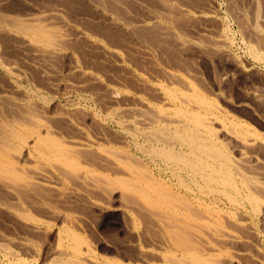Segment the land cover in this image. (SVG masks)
Instances as JSON below:
<instances>
[{"label":"bare ground","instance_id":"1","mask_svg":"<svg viewBox=\"0 0 264 264\" xmlns=\"http://www.w3.org/2000/svg\"><path fill=\"white\" fill-rule=\"evenodd\" d=\"M17 1L18 0H0V12L8 11L11 13L10 11H20L22 8L24 9H22L21 12L23 10L28 11L27 13H30L29 11H31V13L33 12V14L28 16L22 12L23 15L27 16L24 19H20L19 15H14L15 17H19L17 19H12L0 14V76L5 78L6 88L11 90L16 89L17 91L13 78L25 79L24 81L27 82L26 76L30 73L27 72L26 68L31 67L32 70L43 73L41 67H44L45 63L51 62L57 58L63 59L62 57H64V59L67 58L69 61H74L71 62V64L69 63L71 66L68 65L71 74H82L80 77H85L94 83L101 84L100 80L95 76L96 74L93 75L92 72L86 70L84 71L85 73H80V67L78 66L76 57L80 55L79 47L81 49L83 45L92 47L96 52L99 51L102 56L114 60L119 66L123 62L124 57L122 58L123 53L121 54L120 52L121 48H108L103 44L104 42L102 43L99 40V38L105 40L103 37H106L109 41L112 39H109L108 36L104 34L105 32L103 30L104 35L101 36L97 32L89 30V27L86 28L85 25L77 24L81 27L79 28L76 25H70L69 22L71 20H69V22L64 20L66 19V16L63 18V14L66 13L64 9L68 8V6H71L70 9H73L71 11H75L78 17L91 14L94 16L93 19L103 21L104 24L108 25L111 29H118L127 35L131 34L132 31L134 32V30L146 31L142 36L143 44L146 42L144 38L155 35L153 39L156 37L165 39L169 45L171 44L170 47L175 46L181 51L183 50V52L191 48V51L188 50L190 53L193 49L195 55H197L196 53L198 52V55L205 60H208L210 57L204 55L205 51L210 52V54H215L218 57L220 56L219 59H221V57L231 58L226 51L227 42L220 34L222 29L219 30L220 27L218 28V26L215 28H212V26H204L207 23H209V25H218L219 21L216 16V8L209 0H21V2H23L22 5L21 2L18 1L20 3L18 4ZM227 1L230 5L226 6L228 8L231 7L230 11L234 15V18L239 21L240 28L242 27L246 30L249 37L255 41L254 43L256 46L253 45L254 47H249L250 40L247 42L250 48L249 53L251 52L250 54H252L250 56H253L252 60L254 59V61L264 64V0H226V2ZM14 2H17L19 5L17 9L15 6L16 3L14 5ZM146 4H148V6ZM131 6L138 7V10L145 12L143 16H145V14L146 16L140 19L134 18L131 14L133 10ZM130 7L132 9L131 12ZM6 14L8 13L6 12ZM11 14L13 15V13ZM67 14L69 15V13ZM138 16L140 17L141 15ZM181 19L189 24L191 22L202 23L200 27L195 30V32L193 30V32L197 36L206 39L208 44L206 42L203 46L198 40L188 41L183 39L181 35L184 34H181L179 30L185 32V29L188 27H184V30L180 29L186 26L182 24H186V22H183ZM78 20L81 21L82 18H77V22H79ZM179 20H181L182 23ZM74 23H76V21ZM83 24L85 23L83 22ZM197 25L199 26V24ZM193 32L191 31L192 35ZM139 33H141V31ZM188 34L189 32L187 35ZM116 35L118 36V34ZM132 35L130 36L132 37ZM244 35H246V33H244ZM136 37L138 36L136 35ZM185 38L187 37L185 36ZM245 39L247 40L248 38ZM134 41L137 42V39L135 38ZM159 42L160 41H157V43ZM164 42H161L159 45L162 46ZM230 42L231 41H229V43ZM252 42L253 41H251V43ZM145 44L149 43L147 42ZM154 44H156V42ZM112 45H114V43H112ZM159 45H157V48H159ZM120 46H122V44ZM132 46L130 47L132 48ZM166 47L168 48L169 46L166 45ZM10 48L20 53L22 56L21 59L17 60L9 57L6 50L8 51ZM127 49L125 48L122 51ZM95 50H93V52ZM142 50L144 49L140 51ZM148 50H152V48ZM8 52L11 53L10 51ZM125 52L127 53V51ZM146 52L148 51L146 50ZM249 53L247 52V54ZM135 54L137 53H134V55ZM126 55H128V53ZM178 55L180 56V53ZM143 56L141 57L143 58ZM156 57H154V59ZM81 58H84V56ZM128 58L127 61H129ZM215 58L219 60L217 57ZM148 59L149 57L147 61ZM154 59H151V63L157 66V62ZM171 59L174 60V57ZM6 60L13 62L11 63ZM181 60L182 59H180V61ZM187 61L188 60H186V62ZM231 61H233V58H231ZM39 62H42L41 65L38 64ZM233 62V64L237 65L235 61ZM124 63L126 64L127 62ZM148 63H150V61ZM209 63L211 66V62ZM140 65L143 69L144 65ZM166 65L168 64L166 63ZM160 68H162V65ZM163 69L164 68H162V75L167 79L165 82L167 83L169 80L175 83L177 82L178 84L175 86L180 85L186 92H181L175 88H173V90H164V88L156 82L155 85H150L143 77L145 75L139 77V83H141L143 88L147 89L146 92H148V90L149 92L150 90L154 92L153 95L158 99V104L155 107L148 104L149 102L145 103L144 100H140L142 97L140 99L137 98L138 100H136L135 97L134 99L136 101L133 99V104L130 107L127 106V109L116 110L117 107H111L113 111L115 109L113 113L112 111L110 112V110L108 111L112 113V117L116 116L118 119L121 115H126L128 120L126 119L127 123L123 121V124L126 123L129 127H132V131L129 132V135H131L130 138L132 139H130L131 141L129 142L122 140V144L124 145L121 150L115 149L116 146L115 148L113 147V143L115 142L114 139H99L100 137H97L98 139H74L73 137L60 139L63 128L71 133L73 131L81 133L82 130L77 127L78 125L74 124V120H72L73 123L68 119L70 116L66 117V115L64 117L65 112L64 114L61 111L59 113L57 112L55 116L56 120L53 122L54 125L52 123L48 125L46 118V124L42 123L44 121L41 122V120L44 119L40 121L34 120L38 117L36 114V117H34L35 115L33 113H37L38 109H35L37 112H30L33 115L31 114L30 117L27 116L29 119L22 114V116H24L23 120L22 118H14L13 121L10 119L12 121L11 123H9L10 120L1 117L4 119L3 121H9L7 124H5V122L0 123V204L2 205L1 207H3L2 210L5 211V213H9L7 215L12 214L11 216L20 220L21 224L23 223L26 228H29L27 230L36 232V234L42 233V227L40 226H44V229H42L45 230V227H49V225L47 222L42 221V219H36V216L34 217L29 210L38 211L41 214L47 215L48 219L49 217L53 218V223L54 221L60 222L59 225H61V227L55 232L57 233L55 234L56 244L54 243L56 247H53L55 248L53 251L55 257L53 256V258H56L54 260L56 263V260H58L57 258L63 257V260H61L62 262L60 261L61 264H264V136L255 129H252V127L250 128L246 123L242 124L232 117L229 118L227 113L225 114L221 111L218 104L216 105L211 100L209 101L202 95L203 93L201 94L196 89L195 85L193 86L191 84L193 81L191 82L189 79L188 82V78L185 76V78H182L183 76L179 74L178 76L176 74L180 73L177 71L178 68L175 73L170 72L171 70L166 71L167 68ZM122 70L125 69H121L120 71L122 72ZM127 70L124 72H127ZM154 71L157 72L155 69ZM47 72L48 71H46V73ZM70 72L68 74H70ZM47 76L45 77L44 75L43 77L48 80ZM34 78L36 77L34 76ZM162 78L163 77H161V80ZM30 79L33 80L32 77ZM50 79L52 81L54 80L51 76ZM158 80L160 82V79ZM52 81L51 83H54ZM58 82L59 80L55 82L56 86L59 85H57ZM87 82L86 80V83ZM49 83L47 86L48 88ZM44 86L46 88V85ZM44 86L42 88H44ZM110 90V94L108 93L110 95V101L112 104H115L118 102L119 97L116 96L115 92H112L114 90ZM41 95L42 94H40V96ZM130 97H132V95ZM151 97L154 98L153 96ZM252 97L254 96L252 95ZM38 98L40 97L38 96ZM11 99L9 97L10 102L13 101ZM22 99L23 101L25 100L21 97L20 100ZM50 99H52V97ZM50 99L48 101H51ZM6 100L9 101L8 99ZM17 101L19 102V98ZM17 101L14 102V104L17 103ZM28 103L31 104V102ZM11 104H13V102ZM24 104L25 103L20 104V107ZM30 104H28L29 106L27 109L34 105ZM115 105H117V103ZM2 106L0 105V109ZM240 107L246 106L240 105L239 108ZM8 108L13 112L10 106ZM12 108H14V106ZM5 109H7V107H5ZM23 109H19L21 113H25L24 111L26 110L27 115H30L27 109L24 111ZM46 109L47 108L44 110ZM52 112L53 111H51V113ZM5 113L3 112L0 114L4 115ZM78 113L80 114V112ZM8 114L10 115V112ZM53 114H51V116ZM39 115L42 118L41 113L38 114V116ZM11 116L9 118H11ZM19 116L21 117L20 113ZM83 116L86 115L83 114ZM15 117L18 116L16 115ZM31 117H34V119ZM45 117H47V115ZM109 117H111L110 114ZM26 118L27 121H24ZM52 118L50 117V121ZM91 119L93 118L91 117ZM28 120L32 122L27 123L29 122ZM111 120L113 119H110V121ZM95 123L97 122L95 121ZM97 125H101L102 127L103 124L99 123ZM59 127L61 128L58 129ZM57 131H59V133ZM220 137L222 139H220ZM131 145L134 148L133 153H131L132 151L130 152L129 149ZM148 162L151 163V165ZM31 198L35 199V201L33 200L34 202L40 203L39 205L33 203V206L39 207L35 209L27 205L28 209L22 208L21 206H23L25 202L27 203L29 199L32 204L33 201ZM10 200L13 202L8 203ZM52 201L55 205H52ZM61 202L71 204L76 208L75 211L80 214L82 211L91 212L92 214H102L106 211L120 212L121 222H123L127 234L125 235V240L122 241V247L120 244L121 240L119 242L117 240L114 244L115 246L120 244V247L115 249L118 258L111 260L107 259V257L111 255H107L106 259L100 258L94 246L98 241L94 240L91 236L85 235L86 231L89 233L90 231L86 227L83 228L84 222L81 216L80 221V218L76 215V217L71 219L69 216L62 214L60 211ZM66 212H68L67 209ZM68 214H70V212ZM73 216L74 215H72V217ZM80 225H82L81 229L78 228ZM78 229L82 234L77 231ZM46 230L50 229L48 228ZM89 235L92 234L90 233ZM4 243H6L5 240ZM4 243L0 244V255L2 254L6 259L15 257L16 250L14 253L11 250L12 246L9 245L11 247L9 248L7 245L8 243ZM18 248H20V246ZM26 253L28 252L26 251ZM17 254H19V252ZM22 260L20 263H27V261ZM50 262L51 260L49 264H51ZM55 262L54 264H56ZM60 262L58 263L60 264Z\"/></svg>","mask_w":264,"mask_h":264},{"label":"rangeland","instance_id":"2","mask_svg":"<svg viewBox=\"0 0 264 264\" xmlns=\"http://www.w3.org/2000/svg\"><path fill=\"white\" fill-rule=\"evenodd\" d=\"M19 2H21V0H18ZM17 1V2H18ZM208 1V0H206ZM211 3H213V5L215 6V11H217V20L218 21V25L217 24H210L207 23L205 24L204 26H212V28H215L218 26L219 30H221L220 34L223 36L224 40L227 42V47H226V51L228 52V54L230 55L229 57L233 58V61H235L237 63L236 64H233L234 62L231 61V58H220V56L218 57L217 55L215 54H210V52H207L205 51L204 55H208L210 56L208 58V60H205L203 59L202 57H200V55H198V52L196 53L197 55H195V51L192 49V52L190 53L189 51H191V48L190 50L187 49L186 52H183V50L181 51L180 49L176 48L175 46H171L169 45V43L167 41H165V39H160L158 37H156L155 39H153L155 37L154 36H150L149 38H144V41L146 40L145 43H149V44H143L142 43V36L144 35L143 33L146 32V31H143L142 30H134V32L132 31L131 34L127 35L125 34L124 32L122 31H119L118 29L117 30V33H116V30L115 29H111L108 25L104 24L103 21H100V20H96V19H93V15L91 14H88L87 16H82V17H78L76 15V12L75 11H71L73 9H70L71 6H68V8H65L64 12H66L65 14H63V18L65 17L67 22H69V20H71L69 22V24L71 25H76L77 27L81 28L79 25L77 24H81V25H85L86 28H88L89 30H92L93 32H97L98 34H100L101 36L106 34V36H108V38H112L110 39V42L106 37H103L105 38L101 40V38H99V40L108 48H112L115 47V48H118L120 49V52L122 54V58L124 59L123 60V64L121 63L120 66L118 64H116V62L114 60H111L110 58H106L104 56H102L101 53H99V51L96 52L95 49H92V47H89V46H81L83 48L80 49L79 47V53L80 55L77 58V63H78V66L80 67V73L84 72L85 70L88 71V72H92L93 75H95L101 82L100 83H94L93 81H90L88 80L87 78H83V77H80L82 76V74H71V72L69 71V66H71V62H74V61H69L67 58L64 59V57H62L63 59H55L51 62H47L44 64V67H41V69L43 70V73H39V71L37 70H32L31 67L29 68H26L27 72L30 73L29 75L26 76V81L29 82H25L24 80L25 79H17V78H13V81L15 82L16 84V87H17V91L16 89L15 90H11V89H8L6 88V84H5V78H2V76H0V105L2 106V108L0 109V113H5L4 115L3 114H0V123H4L7 119L8 120H12L14 118H22L23 120V117L24 116H28L30 117L31 114L33 112H37V110L35 109H38V114L41 113V116L42 118L40 117V115L38 116L37 113H33L34 115L36 114L38 118L34 119V117H36V115L34 117H31L33 118L34 120H41V119H44V120H41L44 121L42 123L50 125V123H52L54 125V121L56 120V114L57 112L59 113L60 111L64 114V117H69L68 119H70L71 121L74 120V124L78 125L77 127H79L81 130V133H77V131H73L72 133L71 132H68V130H66L65 128H63V132L61 133V138L60 139H68V138H71L73 137L74 139H78V138H84V139H114V143H113V147L116 148L117 150H121L123 148V145L122 144V140L123 141H131L130 138L131 135H129V132L132 131V127H129V125H127V116L126 115H121V117L119 118H122V119H117L116 116H113L112 117V113L115 111L112 110L111 107L114 106V108L117 109H127L128 107H130L132 104H133V99L136 97V100L141 99L140 100H144L145 103H148L152 106H157L158 104V99L155 97L154 92L150 90H148V92H146V88H143V86H141V83H139L140 81L138 80L139 77L143 76L147 82L150 84V85H155L156 83L161 85L162 88H164V90H173V88H175L176 90H179L181 92H186V90L181 87L180 85H177L175 86L176 84H178L177 82L175 83L174 81H168L167 83L165 82L167 79H165V77L162 75V68H167L166 71H170V72H173L175 73L177 68H178V72L180 73H176L177 75L179 74L180 76L182 75L183 77L182 78H188L187 81L189 82V79L190 82L193 86L195 85L196 89L205 97L207 98L209 101L211 100L212 102H214L216 105L218 104V107L221 109L222 112H224L225 114L227 113V116L229 118H233L235 119L237 122H240V123H246L250 128L252 127V129H255L256 131H258L262 136H264V64L260 63V62H257V61H254V59L252 60L253 56L251 57L249 53L250 51V48L249 47H254L256 46V44L254 43L255 41L249 37V35L247 34L246 30H244L242 27L240 28V23L238 20H236V18H234V15L232 14V12L230 11L231 7L228 8L226 5H230L228 3V1L226 2V0H209ZM14 2V5L16 3V9H17V6H19L18 4H20L18 2ZM226 2V3H225ZM23 2H21V5H22ZM228 3V4H227ZM219 4V5H218ZM148 6V4H146ZM22 7V6H21ZM132 7V9H131ZM130 7V12L131 14L134 16V18H144L146 16H143L145 12H142L141 10H138L139 8L137 7H134V6H131ZM151 8V7H150ZM227 8V9H226ZM24 9V8H22ZM15 10L14 11H10L11 13H13V15L11 13H9L8 11H6L8 14H6L5 11H1L0 14L1 15H5V16H8L12 19H17L19 16H20V19L21 18H25L27 17L28 15L30 14H33V12L31 13V11H29L30 13H27L28 11L26 10H23L22 12H24L25 15H23V13L21 12V10ZM68 9V10H67ZM137 9V10H136ZM226 9V10H225ZM136 10V11H135ZM135 11V12H134ZM140 11V12H139ZM21 12V13H20ZM17 13V14H16ZM69 13V15L67 14ZM137 13V14H136ZM141 13V14H140ZM72 14V15H71ZM74 14V16H73ZM14 15H19L18 17H15ZM68 15V16H67ZM91 15V16H90ZM131 15V16H132ZM137 15V16H136ZM138 15H141L140 17ZM23 16V17H21ZM76 16V17H75ZM132 16V17H133ZM233 16V17H232ZM69 17V18H67ZM92 17V18H91ZM72 18V19H71ZM77 18H82L81 21L77 22ZM75 19V20H73ZM85 20V21H84ZM97 22H96V21ZM182 20V19H181ZM179 20L181 23L182 21L183 22H186L185 20ZM76 21V23H74ZM89 21V22H88ZM93 21V22H92ZM95 21V23H94ZM83 22L85 24H83ZM88 22V24H87ZM101 22V23H99ZM103 23V24H102ZM192 23V25H191ZM190 24L186 22L185 23H182L183 25H186V26H183V28H180L182 30H184V27L187 28L185 29L186 31H181L179 30V32H181V34L183 33L184 35H181L183 39H186L188 41H200L203 46L206 44H208V41H206V39L204 38H201L199 36H197L194 32L195 30H197L199 27H200V24L202 23H193L191 22ZM96 24V25H95ZM196 24V25H194ZM199 24V26L197 25ZM221 26H220V25ZM90 25V26H89ZM191 25V26H190ZM216 25V26H215ZM239 25V27H238ZM101 26V27H100ZM106 26V27H105ZM198 26V27H197ZM93 27V28H92ZM98 29H96V28ZM203 27V26H202ZM191 28V29H189ZM194 28V29H193ZM196 28V29H195ZM240 28V29H238ZM105 29V30H104ZM189 29V30H188ZM105 32H103V31ZM107 30V31H106ZM115 30V31H114ZM194 30V32H193ZM240 30V31H239ZM243 30V31H242ZM141 31V33H139ZM191 31L193 32V35L191 33ZM245 31V32H244ZM136 32V34H135ZM189 32V34L187 35V33ZM225 32V33H224ZM104 33V34H103ZM113 35H112V34ZM118 34V36L116 34ZM134 33V34H133ZM231 33V34H230ZM243 33V34H242ZM244 33H246V35H244ZM133 34V35H132ZM186 34V35H185ZM113 37H112V36ZM124 35V36H123ZM132 35V37L130 36ZM136 35L138 37H136ZM191 37H190V36ZM196 35V36H195ZM248 35V36H247ZM139 36H140V39H139ZM185 36L188 38H185ZM214 36V34H213ZM226 36V37H225ZM247 36V37H246ZM119 37V38H118ZM130 37V38H129ZM152 37V38H151ZM248 38L247 40L245 38ZM135 38L137 39V42L134 41ZM159 40H158V39ZM197 38V39H196ZM228 38V39H227ZM123 42H122V40ZM148 39V40H147ZM194 39V40H192ZM231 39V40H230ZM118 40V41H117ZM131 40V41H130ZM150 40V42H149ZM155 40V41H153ZM165 42H164V41ZM203 40V42H202ZM205 40V41H204ZM231 41L229 43V41ZM250 40V46H249V42ZM140 41V42H139ZM157 41H160L159 43H157ZM251 41H253L251 43ZM156 42L157 45L161 44V42H164L162 43L163 45H159V48H157L158 46L156 44H154ZM233 42V43H232ZM109 43V44H108ZM112 43H114V45H112ZM127 43V44H126ZM139 43V44H137ZM152 43V44H150ZM257 43V41H256ZM122 44V46H120ZM168 45L169 47L167 48L166 45ZM79 45V43H78ZM126 45V46H125ZM129 45V46H128ZM133 45V46H132ZM137 47H135V46ZM139 45V46H138ZM150 45V47H149ZM165 45V46H164ZM232 45V46H231ZM254 45V46H253ZM128 46V47H127ZM132 46V48L130 47ZM152 46V47H151ZM249 46V47H248ZM85 47V48H84ZM149 47V48H148ZM166 47V48H165ZM175 47V49H174ZM247 47V48H246ZM87 48V49H86ZM127 49L125 51H127L128 55H126L127 53L125 51H122L124 49ZM130 48V49H129ZM152 48V50H148ZM157 48V49H156ZM164 48V49H163ZM8 49V48H7ZM10 48L8 51H10L11 53H9L7 50H6V53L9 57L11 58H15V59H21V54L18 53L16 50ZM84 49V50H83ZM132 49V50H131ZM135 49V51H134ZM141 49H144L142 51H140ZM163 49V50H161ZM170 49V50H169ZM174 49V50H173ZM178 49V50H177ZM249 49V50H248ZM90 50V51H89ZM93 50H95L93 52ZM146 50L148 52H146ZM173 50V51H172ZM177 50V51H176ZM189 50V51H188ZM248 50V51H247ZM16 51V52H14ZM89 51V52H88ZM130 51V52H129ZM144 51V52H143ZM167 51V52H166ZM172 51V52H171ZM185 51V50H184ZM83 52V53H82ZM132 52V53H131ZM140 54H139V53ZM152 52H153V55H152ZM157 52V53H156ZM164 52V54H163ZM166 52V54H165ZM174 52V53H173ZM177 52V54H176ZM247 52L249 54H247ZM96 53V54H95ZM134 53H137L134 55ZM151 53V54H150ZM169 53V54H168ZM174 55H173V54ZM180 53V56L178 55ZM193 53V54H192ZM209 53V54H207ZM83 54V55H82ZM86 54V55H85ZM99 54V55H98ZM147 54V55H146ZM150 54V55H148ZM172 54V55H171ZM188 56H187V55ZM12 55V56H10ZM18 55V56H17ZM84 56V58H81L82 56ZM92 55V56H91ZM126 55V56H124ZM130 55V56H129ZM138 55V56H136ZM143 56V58L141 56ZM152 55V56H151ZM159 55V57H158ZM192 57H190V56ZM87 56V57H86ZM99 56V57H98ZM131 58L129 59L128 58ZM157 56V57H156ZM184 58H183V57ZM198 58H197V57ZM207 56V57H208ZM217 57L219 60H217L215 57ZM18 57V58H16ZM20 57V58H19ZM80 57V59H79ZM89 57V58H88ZM97 57V58H96ZM129 61H127V58ZM140 57V58H138ZM149 57L148 61H147V58ZM153 57V58H152ZM154 57H156L154 59ZM162 57V58H160ZM168 57V58H166ZM174 57V60L171 59ZM187 57V58H186ZM205 57V56H204ZM86 58V59H85ZM93 58V59H92ZM145 58V60H144ZM190 58V59H188ZM201 58V59H200ZM206 58V57H205ZM213 58V59H212ZM215 58V59H214ZM79 59V60H78ZM126 59V60H125ZM141 59V61H140ZM151 59L155 60L157 63V66H155L154 64L151 63ZM168 61L166 62L165 61ZM170 59V60H169ZM180 59H182L180 61ZM188 60L186 62V60ZM225 61H224V60ZM227 59V60H226ZM110 60V61H109ZM144 63H143V61ZM161 62L163 61V63H159L158 62ZM161 60V61H160ZM217 60V61H216ZM229 60V62H228ZM8 62H13V61H10V60H6ZM55 61V62H54ZM84 61V62H83ZM86 61V62H85ZM96 61V63H95ZM150 61V63H148ZM165 61V62H164ZM170 61V63H169ZM175 61V63H174ZM177 61V62H176ZM190 61V62H189ZM204 61V62H203ZM213 61V62H212ZM223 61V62H222ZM113 62H114V65H113ZM124 62H127L126 64ZM172 62V63H171ZM197 62V63H196ZM211 62V66H210V63ZM42 62H39L38 64L41 65ZM53 63V64H52ZM70 63V64H69ZM166 63L168 65H166ZM179 63V64H178ZM187 63V64H186ZM194 63V64H193ZM213 63V64H212ZM49 64V65H48ZM95 64V65H94ZM125 64V65H124ZM138 64V65H137ZM144 65L143 66V69L141 68V65ZM149 64V65H147ZM190 64H193V65H190ZM52 65V66H50ZM69 65V66H68ZM85 65V66H84ZM116 65V66H115ZM132 65V66H131ZM136 65V66H135ZM147 67H146V66ZM152 65V66H151ZM154 65V66H153ZM162 65V68H160ZM168 66V67H165V66ZM36 66H39V65H36ZM47 66V67H45ZM61 66V67H60ZM101 66V67H100ZM115 66V67H114ZM119 68H118V67ZM124 66V67H123ZM160 66V67H159ZM179 66V67H178ZM194 66V67H193ZM213 66V67H212ZM40 67V66H39ZM53 70H52V68ZM152 67V68H151ZM154 67V68H153ZM159 67V68H156ZM171 67V69H170ZM173 67V68H172ZM183 67H186V68H183ZM45 68V69H44ZM48 70H47V69ZM68 68V69H67ZM91 68V69H90ZM138 68V69H137ZM190 68V69H189ZM197 68V69H196ZM212 68V69H211ZM50 69V71H49ZM121 69H125L127 70V72H124L125 70H122V72L120 71ZM135 69V70H134ZM154 69L157 71L155 72ZM161 71H160V70ZM163 69V70H164ZM184 69V71H183ZM186 69V70H185ZM56 70V71H55ZM113 70V71H112ZM151 70V71H150ZM174 70V71H172ZM241 70V71H240ZM46 71L49 72V75L51 76V78H53L54 80L52 81L50 79V76L48 75V72L46 73ZM62 71V72H61ZM70 74H68L69 72ZM33 72V73H32ZM57 72V73H56ZM122 74H121V73ZM149 72V73H147ZM183 72H186V73H183ZM190 72V73H188ZM196 72V73H195ZM85 73V72H84ZM128 75H127V74ZM130 73V74H129ZM139 73V74H138ZM141 73V75H140ZM146 73V74H145ZM151 73V75H150ZM159 73V75H158ZM161 73V74H160ZM38 74V75H37ZM56 74V75H55ZM185 74V75H184ZM45 75V77L47 76L48 80L43 77ZM59 75V76H58ZM123 75V76H122ZM125 75V76H124ZM127 75V76H126ZM149 75V76H148ZM158 75V76H157ZM161 75V76H160ZM178 75V76H179ZM187 75V76H186ZM189 75V76H188ZM30 76V77H29ZM34 76L36 78H34ZM42 76V77H40ZM148 76V77H147ZM160 76V77H159ZM185 76V77H184ZM192 76V77H190ZM194 76V77H193ZM32 77L33 80H31L30 78ZM119 77V78H118ZM135 77H138V78H135ZM147 77V78H146ZM150 77V78H149ZM155 77V78H154ZM161 77L162 80H161ZM215 77V78H214ZM42 78V79H41ZM83 78V79H82ZM132 78V79H131ZM4 79V81H3ZM40 81H38V80ZM44 79V80H43ZM50 79V80H49ZM80 79V80H79ZM115 79V80H114ZM155 79V81H154ZM157 79V80H156ZM160 79V82L159 80ZM197 79V80H195ZM199 79V80H198ZM219 79V80H218ZM223 79V80H222ZM31 80V81H30ZM42 80V81H41ZM61 82V83H57L58 86H56L55 82L58 81ZM65 80V81H64ZM85 80V81H83ZM86 80L88 81L86 83ZM118 82H117V81ZM3 81V82H2ZM35 81V82H34ZM47 83H46V82ZM54 82V83H51ZM137 84H136V82ZM163 81V82H162ZM31 82V83H30ZM50 82V83H49ZM85 84H83V83ZM90 82V83H89ZM93 82V83H92ZM127 82V83H126ZM156 82V83H155ZM159 82V83H158ZM217 82V83H216ZM250 82V83H249ZM41 85H39V84ZM46 83V84H45ZM48 83H49V88L47 87L48 86ZM64 83V84H63ZM70 83V84H69ZM79 83V85H78ZM140 84V87H139V84ZM164 83V84H163ZM171 83V84H170ZM173 83V84H172ZM200 83V85H199ZM219 83V85H218ZM3 84V85H2ZM33 84V85H32ZM36 84V85H35ZM51 84V86H50ZM63 84V85H62ZM68 84V85H67ZM116 84V85H115ZM133 84V85H131ZM163 84V85H162ZM18 85V86H17ZM28 85V86H27ZM35 85V86H34ZM39 85V86H38ZM46 85V88L45 86ZM54 85V86H53ZM70 85V86H69ZM73 85V86H72ZM77 85V86H76ZM81 85V86H80ZM83 85V86H82ZM107 85V86H106ZM130 85V86H129ZM168 85V86H167ZM5 86V87H4ZM34 86V87H33ZM44 86V88H42ZM65 86V87H63ZM3 87V88H2ZM54 87V88H53ZM79 87V88H78ZM82 87V88H81ZM106 87V89H105ZM112 87V88H111ZM128 87V88H127ZM142 87V88H141ZM168 87V88H167ZM180 87V88H179ZM200 87V88H198ZM76 88V89H75ZM116 88V89H115ZM125 88V89H124ZM140 88V89H139ZM33 89V90H32ZM53 89V90H51ZM63 89V90H62ZM65 89V90H64ZM70 89V90H69ZM80 89V90H79ZM114 90L112 92H115L116 93V96L119 97L118 98V102L117 105H115L114 103L112 104L111 103V99H110V92L109 90ZM123 89V90H122ZM174 89V90H175ZM184 89V90H183ZM5 90V91H4ZM38 90V91H37ZM42 90V91H41ZM51 90V91H50ZM106 90V91H104ZM110 90V91H111ZM145 90V91H144ZM15 91V92H13ZM31 91V92H30ZM53 91V92H52ZM62 91V92H61ZM92 91V92H91ZM124 91V92H123ZM138 91H141V92H138ZM144 91V92H143ZM4 92V94H3ZM12 92V94H11ZM27 92V93H26ZM33 92V93H32ZM35 92V93H34ZM43 92V93H42ZM121 92V93H120ZM128 92V93H127ZM29 93V94H28ZM37 93V94H36ZM54 93V94H53ZM95 93V94H94ZM109 93V94H108ZM131 93V94H130ZM7 94V95H6ZM40 94H42L40 96ZM57 94V95H56ZM107 94V95H106ZM128 94V96H127ZM136 94V95H135ZM245 94V95H244ZM3 95V96H1ZM6 95V96H5ZM18 95V96H17ZM21 95V96H20ZM49 95V96H48ZM53 95V96H51ZM55 95V97H54ZM132 95V97H130ZM146 95V97H145ZM150 95V96H149ZM252 95L254 97H252ZM11 100H9V97ZM13 96V97H12ZM16 96V97H15ZM38 96L40 98H38ZM151 96H153L155 98H152ZM256 96V97H255ZM5 101H4V99ZM23 97L25 100L23 101L20 100V98ZM52 97V99L50 98ZM100 97V98H98ZM127 97V98H126ZM19 98V102L17 101ZM27 98V99H26ZM30 98V99H29ZM43 98H49L51 101H48L47 99H43ZM103 98V99H102ZM108 98V99H107ZM124 98V100H123ZM132 98V99H131ZM138 98V99H137ZM150 98V99H149ZM213 98V99H212ZM6 99H8L9 101H7ZM42 99V100H40ZM96 99V100H95ZM102 99V100H101ZM157 99V100H156ZM14 104V102H16ZM37 100V101H36ZM53 100V101H52ZM99 100V101H98ZM125 104H124V102ZM135 100V99H134ZM135 100V101H136ZM151 100V101H150ZM4 101V102H3ZM21 101V102H20ZM31 102L28 103V102ZM43 101V103H42ZM78 101V102H77ZM102 101V102H101ZM105 101V102H104ZM131 101V102H130ZM258 101V102H257ZM7 102V103H6ZM9 102V103H8ZM13 102V104H11ZM49 102V103H48ZM56 102V103H55ZM69 102V103H68ZM101 104H100V103ZM120 102H121V105H120ZM129 104H128V103ZM154 102V103H152ZM7 105H5V104ZM25 103L24 105H22L20 107V104H23ZM32 105L34 104L33 106H31V110L30 108H28V104ZM47 103V104H46ZM96 103V104H95ZM123 103V104H122ZM10 104V105H9ZM19 104V105H18ZM44 106H43V105ZM56 104V105H55ZM63 108L61 109L58 105ZM69 104V105H68ZM71 104V105H70ZM127 104V105H126ZM5 105V106H4ZM16 105V106H15ZM37 105V106H36ZM41 105V106H40ZM47 105V106H46ZM50 105V106H49ZM52 105V106H51ZM67 105V106H66ZM112 105V106H111ZM126 105V107H125ZM240 105H244L246 107H240ZM11 107V109H13V112H11L12 110H10V108L8 107ZM14 106V108H12ZM24 106V107H23ZM27 106V107H26ZM58 106V107H57ZM71 106V107H69ZM106 106V107H105ZM110 106V107H109ZM128 106V107H127ZM5 107H7V109H5ZM20 107V108H19ZM27 109L29 112L28 114L30 115H27V111L23 108ZM34 107V108H33ZM36 107V108H35ZM47 108L46 110H44L45 108ZM56 107V108H55ZM69 107V108H68ZM103 107V108H102ZM105 107V108H104ZM16 108V109H15ZM23 109V111L25 113H21L19 109ZM42 108V109H41ZM54 108V109H53ZM59 108V110H58ZM65 108V109H64ZM61 109V110H60ZM70 109V110H69ZM105 109V110H104ZM5 110V111H3ZM10 110V111H8ZM17 110V111H16ZM47 110H48V113H47ZM56 110V111H55ZM64 110V111H63ZM69 110V111H68ZM78 110V111H77ZM103 110V111H102ZM110 110V112L112 111V113H109L108 111ZM16 111V113H15ZM45 113V114H43ZM51 111H53L51 113ZM74 111V112H72ZM77 111V112H76ZM107 111V112H106ZM226 111V112H225ZM10 112V115L8 113ZM32 112V113H30ZM69 112V113H68ZM80 112V114L78 113ZM19 113L21 114V117L19 116ZM54 113V114H53ZM74 113V114H73ZM77 113V114H76ZM262 113V114H261ZM18 117H15L16 115ZM22 114L24 116H22ZM32 114V115H33ZM49 114V115H48ZM51 114H53L51 116ZM76 114V115H75ZM86 115V116H83ZM109 114L110 116L112 117H109ZM229 114V115H228ZM3 115V116H2ZM15 115V116H12ZM47 115V117L45 116ZM75 115V116H74ZM91 115V116H90ZM11 116V118H9ZM44 116V117H43ZM74 116V118H73ZM126 116V117H125ZM6 119L5 121H3L4 119ZM8 117V118H6ZM27 117V118H28ZM49 117V118H48ZM50 117L52 118L51 121H50ZM80 118L79 120L77 119V122H76V119ZM90 117V118H89ZM91 117L93 119H91ZM99 117V118H98ZM116 117V118H115ZM236 117V118H235ZM27 118L24 119V121L26 120L27 121ZM30 118V119H31ZM49 121H47L46 119ZM85 118V119H84ZM29 119V118H28ZM54 119V120H53ZM91 121H90V120ZM96 119V120H95ZM98 119V120H97ZM107 119V120H106ZM110 119H113L110 121ZM127 119V120H126ZM10 120L7 121L9 123H11L12 121ZM32 120V119H31ZM46 120V122H45ZM82 120V121H81ZM94 122H93V121ZM100 120V121H99ZM117 120V121H116ZM29 122L27 123H30L32 121L28 120ZM95 121L97 123H95ZM103 124L102 127L101 125H97L99 124L98 123ZM109 121V122H108ZM113 121H116V122H113ZM119 121V122H118ZM122 121V122H121ZM125 121L126 123L123 124ZM7 122H5V124H7ZM80 122V123H79ZM83 122V123H82ZM94 123V124H93ZM109 123V124H108ZM117 123V124H116ZM122 123V124H121ZM120 127H119V125ZM118 125V126H117ZM127 125V126H126ZM61 127H59L58 129H60ZM88 128V129H87ZM92 128V129H91ZM101 128V129H99ZM126 128V129H124ZM128 128V129H127ZM84 129V130H83ZM123 130V132H122ZM66 131V133H65ZM100 131V132H99ZM151 131V130H150ZM59 133V131H57ZM76 132V133H75ZM84 132V133H83ZM94 132V133H93ZM112 132V133H111ZM76 135H75V134ZM83 133V134H82ZM101 133V134H100ZM107 133V134H106ZM79 134V135H78ZM66 135V136H65ZM74 135V136H73ZM118 135V137H117ZM64 136V137H62ZM68 136V137H67ZM78 136V137H77ZM81 136V137H80ZM84 136V137H83ZM98 137V138H97ZM111 137V138H110ZM72 138V139H73ZM117 139V140H116ZM220 139H222L220 137ZM120 140V141H119ZM120 142V143H119ZM117 143V144H115ZM130 144V143H129ZM119 145V146H117ZM122 146V147H121ZM119 148V149H118ZM132 148V149H131ZM129 149H130V152L133 153V146H129ZM149 163V162H148ZM151 165V163H149ZM152 168V166H151ZM31 200L35 201V199L31 198ZM32 202V204L30 203V199L28 200V204L25 202V204H23V206H21L22 208L24 207V209H28V206L29 207H33L35 209H37L38 207L36 206H33V203L35 204L36 202ZM13 202V201H12ZM11 200L8 201V203H12ZM54 202L52 201V205H55L53 204ZM36 204H40V203H36ZM28 205V206H27ZM31 205V206H30ZM62 205V207H61ZM2 205L0 204V244L4 243V240L6 241V243L4 244H7L9 248H11L10 246H12L11 250L15 253V250H16V255L15 257L11 258V259H6L2 254L0 255V264H19L22 261H27V263L25 262L24 264H49V261L51 260V264H54V259L53 256V251L55 248L53 247H56V235L57 233V229H59L61 227V225H59L60 222H57V221H54V223L52 222V219L53 218H50L48 219V216L47 215H44V214H41L40 212L38 211H32V210H29L30 213L35 217L36 216V219L39 218V220L42 219V221L44 222H47V224L49 225V227H45V230L44 229V226H40L42 227L41 228V232L42 233H37L36 232H32L31 230H27L29 229L28 227L26 228V226L23 225V223L21 224V221L18 220V219H15L13 216H11L12 214L10 215H7L9 213H5V211H3V207H1ZM67 206V207H66ZM71 204H66V203H62L60 204V211L62 214H65L67 216H69L71 219H73L74 217L78 216L80 218H82V221L84 222V226L83 228H87L90 233L92 235H89L90 233L86 231L85 235L87 236H91L92 238H94V240H97V246L94 244L95 246V249H96V252L98 254V256L102 259H106L107 255L110 256V257H107V259H114V258H118V256H116V253H115V249H117L118 247H120L119 245L121 244V247L123 246L122 244V241L125 240V235L127 234L126 230H125V227H124V224L123 222H121V213L120 212H116V211H106L102 214H92L91 212H85V211H82L81 214L78 213L76 210L75 207H73ZM70 208V209H69ZM66 209L68 210V212H66ZM2 210V211H1ZM64 210V211H63ZM25 212V211H24ZM38 213V217H37V213ZM70 212V214H68ZM73 212V213H72ZM40 213V214H39ZM4 214V215H3ZM72 215H74L72 217ZM76 215V216H75ZM4 216V217H3ZM47 216V217H46ZM98 216V217H97ZM84 217V218H83ZM93 217V218H92ZM96 217V218H95ZM47 218V219H46ZM81 218H80V221H81ZM8 219V221H7ZM12 221H10V220ZM14 219V220H13ZM87 221H86V220ZM92 219V220H91ZM97 219V220H96ZM16 220V221H15ZM19 221V222H18ZM49 221V223H48ZM14 222V223H13ZM11 223V224H10ZM51 224V225H50ZM59 225V226H58ZM123 225V226H122ZM19 226V228H18ZM23 226V227H21ZM58 226V227H57ZM81 226L78 227L79 229H81ZM35 227V226H34ZM39 227V228H40ZM52 227V228H51ZM54 227V228H53ZM50 229V230H46V229ZM124 228V230H123ZM15 229V230H14ZM22 229V230H21ZM77 230L78 232H80L82 234V232L80 230ZM19 230V231H18ZM43 230V231H42ZM27 233H26V232ZM9 233V234H8ZM35 233V234H34ZM46 233V234H45ZM54 233V234H53ZM28 234V235H27ZM33 234V235H32ZM40 234V235H38ZM54 235V236H53ZM124 235V236H123ZM263 236H264V233H263ZM44 237V238H43ZM33 238V239H32ZM4 239V240H3ZM15 239V240H14ZM19 239V240H18ZM38 239V240H37ZM103 239V240H101ZM114 239V240H113ZM118 240V242L121 240V243L117 246H115L114 244L116 243V241ZM9 241H13V242H9ZM30 241V242H29ZM32 241V242H31ZM29 242V243H28ZM10 243V244H9ZM15 243H19L18 245L15 244ZM55 243V244H54ZM99 243V244H98ZM22 246H21V245ZM10 245V246H9ZM27 245V246H26ZM37 245V247H36ZM99 245V246H98ZM109 245V246H108ZM20 246V248H18ZM30 246V247H29ZM107 246V247H106ZM17 247V249H16ZM23 248V249H22ZM107 248V250H106ZM114 248V249H113ZM25 249V250H24ZM110 249V250H108ZM26 251L28 253H26ZM52 251V253H51ZM19 252V254H17ZM21 253V254H20ZM23 253V254H22ZM48 253V254H47ZM102 253V254H101ZM21 255V256H20ZM46 255V256H45ZM103 255V256H102ZM114 257H113V256ZM19 256V257H18ZM3 257V258H2ZM55 257V256H54ZM113 257V258H112ZM22 258V259H21ZM35 258V259H34ZM60 258V257H59ZM57 258L58 260L56 264H59L58 262H60L61 260H63V257H61L60 259ZM5 259V260H4ZM15 259V260H13ZM33 259V260H32ZM12 261V262H11ZM16 261V262H15ZM42 261V262H41ZM53 261V263H52ZM8 262V263H6ZM19 262V263H17ZM62 262V261H61ZM60 262V264H61ZM20 264H23L20 263Z\"/></svg>","mask_w":264,"mask_h":264}]
</instances>
